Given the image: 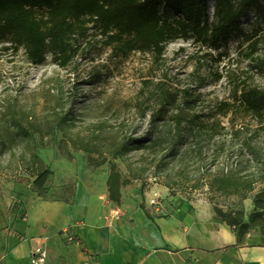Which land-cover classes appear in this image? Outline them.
Masks as SVG:
<instances>
[{
    "label": "rangeland",
    "instance_id": "rangeland-1",
    "mask_svg": "<svg viewBox=\"0 0 264 264\" xmlns=\"http://www.w3.org/2000/svg\"><path fill=\"white\" fill-rule=\"evenodd\" d=\"M76 28V51L66 68L49 52L42 64H32L22 47L0 42V264L8 234L18 230L12 226L28 225L30 214L34 221L48 216L46 227L57 240L59 263L86 264L80 259L83 248L62 224L77 192L82 201L97 202L107 225L116 221L124 202L143 207L158 193V202L177 205L188 200L210 204L213 210L217 206L228 219L247 223L245 230L234 227L241 238L247 232L264 234V118L232 104L236 89L264 90V24L246 28V34L257 30L258 46L251 58L242 52L245 38L231 34L229 43L217 48L172 40L157 63L149 53L115 54L93 21ZM218 52L224 54L220 61L215 60ZM144 80L166 83L177 94L169 113L180 107V127L195 132L179 142L181 158L164 159L156 167L153 157L160 151L108 155L124 135L136 136L148 124L149 116L135 115V108L150 112L157 107L154 83L146 86ZM68 110L73 112L70 121L54 124ZM86 140L93 144L91 151L76 147ZM33 152L52 170L45 197L32 189L28 167ZM110 162L124 169L142 166L144 189L132 178L121 189L120 203L110 201ZM226 171L233 174L235 187L228 192L216 185L208 189L205 181Z\"/></svg>",
    "mask_w": 264,
    "mask_h": 264
},
{
    "label": "trees",
    "instance_id": "trees-1",
    "mask_svg": "<svg viewBox=\"0 0 264 264\" xmlns=\"http://www.w3.org/2000/svg\"><path fill=\"white\" fill-rule=\"evenodd\" d=\"M210 1L214 10L212 17L208 13ZM38 10L42 14L38 15ZM91 21L98 25L105 43L117 55L149 53L152 62L157 63L166 44L172 40L182 38L200 47L217 48L221 43L228 44L230 35L234 34L232 37H240L241 41L245 38L247 45L242 52L251 58L258 46V40L254 37L257 30L253 34H246V28L254 22L264 24V0H0V42H8L15 49L22 47L27 61L35 65L42 64L49 52L58 65L66 68L76 51L73 43L76 26ZM239 41L236 39L237 43ZM238 46H241V42ZM223 55L218 52L215 60L220 61ZM220 76L217 74V78ZM143 82L146 86L154 83L157 107L150 112L141 110L139 106L135 108V115L149 116L148 124L140 128L136 136L124 135L108 155L123 157L132 150L148 148L161 152L154 154L156 167L164 159L181 158L179 142L195 132L193 127L188 130L180 127V107L169 113L168 107L171 108L177 101V94L166 83ZM232 104L242 106L244 112L255 117L264 118L262 89H236ZM222 105L229 104L223 102ZM71 113V110L66 111L58 120H54V124L68 123ZM155 121L161 122L154 125ZM92 145L90 140H86L76 147L91 151ZM103 161L105 156L99 163ZM141 167L136 170L124 169L110 162L106 180L110 201L120 203L121 189L132 178L140 180V188L144 189L147 180L142 176L144 169ZM28 168L33 177L32 189L37 195L45 197L46 182L52 170L34 152L30 154ZM232 178L231 172H220L213 174L205 184L209 186L208 189L216 185L219 191L228 192L236 185ZM246 195L244 192L241 197ZM214 212L231 226L238 225L245 230L246 222L228 219L227 213L217 206H214Z\"/></svg>",
    "mask_w": 264,
    "mask_h": 264
},
{
    "label": "crops",
    "instance_id": "crops-1",
    "mask_svg": "<svg viewBox=\"0 0 264 264\" xmlns=\"http://www.w3.org/2000/svg\"><path fill=\"white\" fill-rule=\"evenodd\" d=\"M96 203L82 201L77 192L62 222L83 248L80 259L86 264H264V234L247 232L241 238L210 204L161 201L142 207L124 202L116 221L107 225ZM47 221V215L34 221L30 214L28 225L16 222L3 264H31L38 243L46 250L45 264H63Z\"/></svg>",
    "mask_w": 264,
    "mask_h": 264
},
{
    "label": "built area",
    "instance_id": "built-area-1",
    "mask_svg": "<svg viewBox=\"0 0 264 264\" xmlns=\"http://www.w3.org/2000/svg\"><path fill=\"white\" fill-rule=\"evenodd\" d=\"M208 13L210 17H212L214 13L212 1L209 2ZM158 198H159V194L154 193L153 196L150 198L149 203L152 205H159ZM46 257H47V253L45 248L42 246L41 243H38L31 250L30 262L31 264H45Z\"/></svg>",
    "mask_w": 264,
    "mask_h": 264
}]
</instances>
